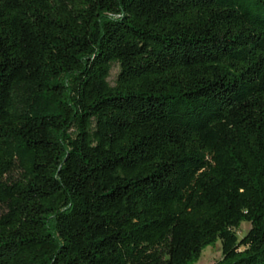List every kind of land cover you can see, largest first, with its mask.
Wrapping results in <instances>:
<instances>
[{
	"label": "trees",
	"instance_id": "trees-1",
	"mask_svg": "<svg viewBox=\"0 0 264 264\" xmlns=\"http://www.w3.org/2000/svg\"><path fill=\"white\" fill-rule=\"evenodd\" d=\"M218 240L264 264V0H0V264Z\"/></svg>",
	"mask_w": 264,
	"mask_h": 264
},
{
	"label": "rangeland",
	"instance_id": "rangeland-1",
	"mask_svg": "<svg viewBox=\"0 0 264 264\" xmlns=\"http://www.w3.org/2000/svg\"><path fill=\"white\" fill-rule=\"evenodd\" d=\"M119 72V66L114 64L110 70L108 81L114 84L116 76ZM250 225L247 222H242L236 230V234L241 238L249 229ZM221 258V244L218 240L214 245L207 246L203 249L200 258L193 264H212Z\"/></svg>",
	"mask_w": 264,
	"mask_h": 264
}]
</instances>
